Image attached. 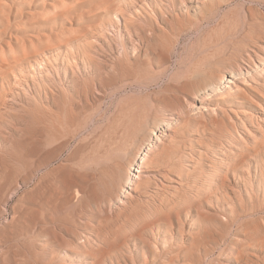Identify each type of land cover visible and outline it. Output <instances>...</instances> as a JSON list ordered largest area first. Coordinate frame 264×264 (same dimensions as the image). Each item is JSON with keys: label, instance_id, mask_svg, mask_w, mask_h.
<instances>
[{"label": "rangeland", "instance_id": "rangeland-1", "mask_svg": "<svg viewBox=\"0 0 264 264\" xmlns=\"http://www.w3.org/2000/svg\"><path fill=\"white\" fill-rule=\"evenodd\" d=\"M182 1L183 0H0V183H3V180L6 178V180H8V177L12 175L10 176L11 178L9 177L11 180H8L10 181L8 184L13 187L11 191L7 190V186L6 189L4 188L5 192H3V189L0 191V264H72L74 261L73 256L70 255V250L72 249L67 246V243L71 241H75V243L80 246L82 245V248H91L92 251H90L88 256H93L94 249L100 246L102 241L106 242L107 246L113 249L111 253L118 257L120 264H124L122 263L124 261H126L125 264H179L182 260L181 257L175 258L173 263H164L166 260L163 259V255H168V253L176 250L178 245H182V243L188 247V251H191V254L189 252L187 255L195 259V261L184 260L183 263L181 262L182 264H236L231 261L232 256L223 253L229 242L236 241L238 238L239 241L243 237L241 241L246 243L247 239H245V237L247 234H252L253 236L256 234L258 236H254L256 240L258 242H264V139H262L264 138V127L261 129L263 130L262 134V131H256L254 125H251L248 121H244L243 124L240 123L236 116L240 111L245 109L251 111V107H255L258 103H264V68L263 72L260 71L262 73L258 72V75L263 76V79H261L256 72L254 73L256 75L253 74V78H246V81L243 80V82L245 81L244 84L239 83L240 87L237 86V89L246 97L242 104H237L238 106L234 102L236 97L228 92L222 96L219 95L220 97H218V94H213L208 98L205 97L204 94H202L204 96L201 95V92L204 90L202 86H197L203 85L212 75H219L221 71H223L224 65H228V63L243 64L246 57L250 56L253 57L251 59H256L258 57L256 54L259 56L262 54L264 56V0H206L201 10L195 13L190 7L194 4L195 0H191L190 2L189 0ZM184 2L186 5L185 7H183ZM137 5L139 6L137 7ZM122 14H126L127 17L130 16L128 17L129 24L135 23L137 21L136 19H140L144 23L147 22L146 24L152 29V34L155 35V37L151 39L149 38L151 34L147 33V36H149L147 39L148 45L143 50L144 52L142 51L143 53L138 59H134L132 56L134 53L132 49L137 47L136 44L131 46V43L126 40V38L134 40H137V38L134 36L133 31L131 32V37H128L129 35L122 26ZM102 43L103 49L101 46ZM108 44L111 48L108 47ZM139 44L141 43L139 42ZM23 51L25 54H23ZM32 51L36 53L34 52V54H32ZM234 51L236 54L233 53ZM29 53L30 55H28ZM125 54L128 55L126 56ZM239 54L242 56L240 57ZM24 55L28 57H24ZM100 55L101 59L109 58L108 60L106 59V62L110 63L109 65L111 68H109V65L108 68H105L104 65L102 66L107 71L111 69L108 71L110 74L114 72L112 66L114 67L116 62V66L120 69L122 66L123 70L122 75L120 73L117 74L119 77L115 76L111 80L106 81L104 87L99 82L101 77L104 78L108 76L104 75L106 72H89V70H86L88 69L87 67L84 68L82 66H79V69L76 70V63L79 65L81 62L86 61L87 58L90 62H93L91 67H94L96 63L95 60H97L98 57L100 59ZM255 56L257 57L255 58ZM56 57L57 59L55 60ZM231 57L235 60L234 63ZM211 58L213 61L210 60ZM17 59L20 61H16ZM101 59L96 65H101ZM230 60L231 62H229ZM111 61L114 63H111ZM62 62H68L70 66L73 67V71L75 70L74 76L77 77H75V81L78 79V82H75L76 85H73L75 93H80L78 95L79 97L81 96V98H85V96L86 98H90V101L86 110L87 114L85 115L86 112H84L83 116H81L79 122L82 124H79L81 128L79 126L76 130L74 129L76 133L74 132L73 137L69 139L70 142H67V144H69L60 152L56 160H53L46 166H42L45 159L44 152L49 150V146L46 145L43 147V145L40 144L41 142H38V140H40V135L36 128L38 127L36 110L38 103L35 100L37 98H56L54 93L62 95L66 93L68 90L66 83L62 81L60 84L54 79L55 70L60 71ZM134 64H136V66H134ZM221 64L222 66L220 67ZM125 68L131 70L129 71ZM196 68L202 71H198ZM101 73L103 74L102 76ZM203 73L207 74L205 75ZM209 74L211 75L206 78ZM199 75L200 77H198ZM195 77L199 82H197L198 80ZM258 78L259 80H257ZM252 79L255 81H252ZM201 80H203L202 84L200 82ZM53 82H56V84H53ZM246 82L248 84H246ZM194 84L196 86H194ZM258 88L261 89V92ZM195 92L197 94L200 93L198 97ZM202 93H204V91ZM66 97L65 95L63 98ZM202 102L207 106V110H205L206 112L202 110V113H200L201 110L199 111L198 108ZM129 103L131 107H136L139 111L143 109L154 117L164 120L173 117L172 120L178 121H174L176 124L174 123L175 126H173V132L171 131V133H173L172 135L175 134V146L179 153V155L176 156V161L183 170L185 169L188 171L187 178L183 175L181 176V183L187 185L188 183H186V181H190L188 184L189 200L185 197L176 200L174 198L175 195L171 193L167 187L159 183V177H157V179L156 177H152L153 175L151 174H153L154 170L158 169V167L149 164L147 168L151 171H148L150 173H146L147 175L149 174V177H152L153 180L148 183L142 191L137 192L138 195L133 197L135 201L131 205L127 203L129 198H124V203L121 201L122 203L119 202L115 205H105L106 207L103 213L93 210L92 214L94 216H89L88 214L91 213L86 211L84 213H87V215H81L80 209H78L80 207V196H77L75 190H69L67 188L68 190H65V197L67 199H65L69 203L66 202L67 205L65 204L63 206L64 208L62 207V211L58 213V215L61 214V217L63 216V218L65 217L67 219H76L75 223H71L70 221V224H67L69 220L65 219L66 221L64 220L62 223L59 221L61 224L57 223V226L59 224L62 225V227L58 226L57 228L53 223H51L52 225L49 224L50 228L49 225L45 227V225L40 222L41 213L37 212V223L41 226L36 224L37 230L33 232L34 230L27 226V220L29 218L27 209L33 208V206L36 207L34 209L39 208L36 205L35 198H33L36 195L35 192L37 188L41 191L39 186L42 185V182L43 185H45L50 180L47 181L46 177L51 174L53 175L55 171L59 172L63 168L65 169L66 165L68 167L71 166L70 168L72 169L76 168L77 170H75L77 172H86L88 168V163L86 162L88 159L85 155L87 149L83 148H88L86 144H91V142L102 135V132L104 133L108 127H110L108 125H111L113 118H115L114 115H118L116 113H120L121 110H125L128 106L130 107ZM262 106L264 107V104H262ZM208 111L209 114H206ZM211 111H213L214 114H212ZM156 113L159 114L157 115ZM199 115L206 117L202 119V117L199 118ZM228 118L230 120H228ZM236 125L240 127L238 126V128ZM34 127L36 130H34ZM245 128H247V130ZM260 133L262 134L261 137ZM253 136H256L255 138L259 136L258 138H261L263 141L257 138V142H253L251 139ZM191 137H195L194 141L190 140ZM245 145L251 148L244 147ZM228 146L230 147L229 149ZM39 147L41 148L39 149ZM197 148L199 149L197 150ZM75 150H77L76 152L80 150L79 153L82 152L81 154H84V159L86 160L78 162L81 164L77 166L76 164H72L70 161L71 154H69V152H74L76 155ZM257 150L261 151L260 153L262 154ZM249 151L250 154H248ZM254 151H257V154ZM248 155H250V158ZM251 156L252 159L254 157L253 160ZM77 157L73 159L77 161ZM260 157L262 160L257 161ZM231 159H234L233 162L236 163L239 160L242 161L238 164L239 166L237 165L238 170L243 169L242 167L244 166H249L252 169L251 175L257 172L253 178L254 180L251 181L252 185L250 184L253 192L249 190L246 193L244 189L240 187L241 190L239 194L241 195H237L239 198L232 194L231 187H229L234 184L232 181L233 169L231 167L228 169L227 164L228 160L232 161ZM66 160H69L71 163ZM225 160L227 161L224 162ZM75 161L73 163H77ZM61 162L63 164H61ZM8 169H10L9 171L12 174L10 173L8 177L2 178V180L1 174L4 171L7 172ZM68 171L69 169H67V172ZM226 171L227 173H225ZM25 176L28 178L22 182L21 179H25ZM225 176L227 180L224 181L222 179ZM215 182H219L220 188L218 190L214 186ZM223 191L227 192L228 195L224 196L220 194ZM245 193L251 194L250 196H246ZM71 194H73V196ZM72 197L74 198L72 199ZM138 198L140 201L142 200V202H140ZM236 198L240 199L238 200L240 202H247L249 204L246 210L241 213V220L239 219L231 228V226H226L228 222L226 220L227 216L224 214V209L229 211L226 206L227 203H238ZM172 200L178 201L179 203L176 202V207H167L166 209L165 204ZM181 201L183 203V208ZM190 204L194 205H191V207ZM252 204L254 207L251 206ZM177 206L180 207L178 208ZM108 207L112 208L109 209ZM196 207L201 209L199 210ZM178 209L182 212H180V219L182 218V222H180L183 223V227L188 229L186 225L191 224V227H196L200 230L201 238H199V242L193 249L190 247L189 243L191 241L189 237L185 234L184 238H181L177 233L175 213ZM71 210L73 211L71 212ZM198 210L199 212L202 211L201 213L203 215L199 213ZM165 212H168L170 215V222L167 220L164 222L173 225L171 230H167L166 227L162 225L163 220H165L163 218ZM38 214H40V216ZM23 215L27 217H23ZM56 215L57 214H54L53 216L55 217ZM85 216H89L90 219L85 220ZM58 217H60V215ZM80 217L82 218L80 219ZM78 219L80 221H78ZM160 219H163L161 220L162 222L160 221L161 223L159 222ZM239 226H241L242 229L243 226L245 228L242 230ZM41 227L43 229H41ZM238 227L242 231L239 232ZM215 229L218 230L219 233L216 234L218 231ZM39 230H43L42 233L41 231L39 232ZM66 230L70 231L68 232ZM162 232L165 233V235H162ZM35 233L47 235V237L50 236V238L48 237L50 242L46 241L44 245L37 244V240L39 241L42 236H38L37 239H35ZM130 233L132 234L130 235ZM212 234L216 238H213ZM220 234H223V240ZM57 235L59 236L58 238H56ZM106 235H108L109 238L108 236L106 237ZM142 236H144L143 240ZM123 237L125 239H123ZM84 238H87L88 241ZM140 238L142 243L139 244L142 246V249L140 251H135L133 243L134 241L138 243ZM227 238L230 241L226 240ZM81 240H84L83 243ZM56 242L62 243L61 249L56 247ZM26 243L28 247L31 248L28 249ZM52 243H54L55 248L52 246ZM213 243L217 244L214 245V249L210 247ZM89 244L91 245L89 246ZM161 253L163 255H161ZM246 256L248 259L254 260L250 254H246ZM259 264L263 263L259 262Z\"/></svg>", "mask_w": 264, "mask_h": 264}, {"label": "bare ground", "instance_id": "bare-ground-1", "mask_svg": "<svg viewBox=\"0 0 264 264\" xmlns=\"http://www.w3.org/2000/svg\"><path fill=\"white\" fill-rule=\"evenodd\" d=\"M185 1V0H183ZM182 1V2H183ZM191 0H189L190 2ZM205 1L206 0H195L194 1V4H192L190 7L192 8V10L195 12L201 10V8L205 5ZM76 3V1H75ZM141 3V2H140ZM188 3V2H187ZM74 4V3H73ZM71 5V4H70ZM69 5V6H70ZM108 5V4H107ZM213 5V4H212ZM106 6V5H105ZM139 5H137L138 7ZM185 2L183 4V7H185ZM209 6V5H208ZM66 7V6H65ZM181 7V8H183ZM210 7V6H209ZM208 7V8H209ZM68 8V6H67ZM66 8V9H67ZM207 8V7H206ZM64 9V10H66ZM127 13V12H126ZM181 15V14H180ZM35 16V15H33ZM130 17V16H128ZM127 17L126 14H122V26L124 28V30L126 31V33L129 35L128 37H131V32L133 31L134 32V36L137 38V40L135 39H128L126 38L127 42H130L131 43V46L134 44H136L137 47H134V53L132 54V56L134 57V59H138L140 55H142V53L144 52L143 50L147 47V42H148V37L147 36L149 34L151 39H153L155 37V35L152 34V29L149 28V25L142 22L140 19H136L137 21L133 24H129V18ZM139 18V17H138ZM133 19V18H132ZM145 20V19H144ZM111 24V23H110ZM119 26V25H118ZM121 28V27H120ZM119 29V28H118ZM157 33V32H156ZM56 34V33H55ZM79 34V33H78ZM133 35V34H132ZM157 36V35H156ZM48 38V37H47ZM121 38V37H120ZM133 38V36H132ZM102 39V38H101ZM123 39V38H122ZM121 39V40H122ZM125 39V38H124ZM160 39V38H158ZM163 39V38H162ZM82 41V40H81ZM95 41V40H94ZM115 41V40H114ZM117 41V40H116ZM123 41V40H122ZM155 41V40H154ZM139 42L141 44H139ZM161 42V41H160ZM164 42V41H162ZM118 43V41H117ZM153 43V42H152ZM165 43V42H164ZM106 44V43H105ZM104 44V45H105ZM116 44V43H115ZM129 44V43H128ZM247 44V43H246ZM98 45V44H97ZM118 45V44H117ZM123 45V44H121ZM231 45V44H230ZM100 46V45H99ZM102 46V49L104 48L103 47V43L101 44ZM100 46V48H101ZM213 46V45H212ZM224 46V45H223ZM67 47V46H66ZM106 47V46H105ZM108 47H110V45L108 44ZM120 47V45H119ZM122 47V46H121ZM150 47V46H149ZM111 48V47H110ZM128 48V47H127ZM233 48V47H231ZM118 49V48H117ZM93 50V48H92ZM120 50V49H119ZM122 50V49H121ZM230 50V49H229ZM233 50V49H232ZM239 50V49H238ZM105 51V50H104ZM118 51V50H117ZM125 51V50H123ZM128 51V50H127ZM143 51V52H142ZM146 51V50H145ZM240 51V50H239ZM33 52V51H32ZM35 52V51H34ZM34 52L32 54H34ZM38 52V51H37ZM122 52V51H121ZM133 52V51H132ZM231 52V51H229ZM36 53V52H35ZM40 53V52H39ZM107 53V52H106ZM126 53V52H125ZM146 53V52H145ZM163 53V52H162ZM235 53V51L233 52ZM237 53H240V52H237ZM16 54V53H15ZM14 54V55H15ZM23 54L24 51H23ZM22 54V55H23ZM102 54V53H100ZM121 54V53H120ZM220 54V53H219ZM231 54V53H230ZM236 54V53H235ZM243 54V52H242ZM30 55V53L28 54ZM57 55V54H56ZM123 55H124V52H123ZM126 56L128 54H125ZM146 55V54H144ZM148 55V53H147ZM233 55V54H232ZM240 55V54H239ZM244 55V54H243ZM257 56H255L256 59H251L253 57H250L249 55H246V56H249V57H246L245 58V62L243 61V64H237V63H234L235 60L232 59L231 57V60H233V63L234 64H229L228 65H224V69L223 71H221V73L217 76H213L209 79L206 80V82H204L203 85H197V86H202V88L204 89V93H202L201 91V95L204 94L205 97H210L211 95H217L218 94V97H220L219 95H223L225 94L226 92L230 93L231 95L235 96L236 99H235V103L236 105L237 104H242L244 102V98L246 97L244 94H241L239 92V90L237 89L239 86V83L240 84H244V82L246 81L245 79L246 78H253L254 73L257 72V75H258V72L262 71L263 72V68H264V56L261 54L260 56L258 54H256ZM27 55H24V57H26ZM95 56V55H94ZM105 56V55H104ZM116 56V55H115ZM214 56V54H213ZM234 56V55H233ZM242 55H240L241 57ZM245 56V55H244ZM14 57V56H13ZM17 57V56H16ZM23 57V58H24ZM28 57V56H27ZM40 57V56H39ZM66 57V56H65ZM73 57V56H71ZM75 57V56H74ZM108 57V56H107ZM125 57V56H124ZM129 57V56H128ZM144 57V56H143ZM221 57V56H220ZM225 57V55H224ZM238 57V56H237ZM22 58V57H21ZM113 58V57H112ZM120 58V57H119ZM219 58V57H217ZM227 58V57H226ZM243 58V57H242ZM16 59V58H15ZM20 59V57H19ZM19 59H17L16 61H20ZM57 59V57L55 58V60ZM97 59V58H96ZM100 59H101V55H100ZM99 57L97 60H95L96 63H99L100 60ZM107 60L109 58H106ZM106 59H101V65H96V63L94 64V67H91V64L93 62H90V60H87L86 61H83L81 62L79 65H77L76 63V70L79 69V66H82L84 68H88L86 70H89V72H106L104 75H108L107 77H101V80H100V84L104 87L105 85V82L108 81V80H111L112 78H114L115 76H117L118 73H120L121 75L123 74V70H122V66H121V69L119 67L116 66V63L114 65V67L112 66V70L114 72H112V74H110V72H108L107 70H105L103 68L102 65L105 66V68H108L110 65L109 62H106ZM116 59V57H115ZM123 59V58H122ZM126 59H129V58H126ZM208 59V58H206ZM238 59V58H236ZM6 60V59H5ZM10 60V59H9ZM92 60V59H91ZM121 60V59H120ZM141 60V59H140ZM139 60V61H140ZM212 60V58L210 59ZM231 60L229 62H231ZM240 60V59H239ZM242 60V59H241ZM13 61V60H12ZM15 61V62H16ZM36 61V60H35ZM110 61V60H109ZM135 61V60H134ZM213 61V60H212ZM222 61V60H221ZM228 61V60H227ZM7 62V60H6ZM145 62V61H144ZM25 63V62H24ZM111 63H114L111 61ZM130 63V62H129ZM210 63V62H209ZM223 63V62H222ZM226 63V62H225ZM242 63V62H241ZM107 64V65H106ZM127 64V63H126ZM138 64V63H137ZM148 64V63H147ZM219 64V63H218ZM224 64V63H223ZM109 65V66H108ZM113 65V64H111ZM132 65V64H131ZM204 65V64H202ZM124 66V65H123ZM133 66V65H132ZM131 66V67H132ZM134 66H136V64H134ZM211 66V65H210ZM222 66V64L220 65V67ZM125 67V66H124ZM129 67V66H128ZM194 67V66H193ZM203 67V66H202ZM201 67V68H202ZM214 67V66H213ZM219 67V66H218ZM217 67V68H218ZM111 68V66L109 67ZM146 68V67H145ZM157 68V67H156ZM200 68V67H199ZM199 68H196V70ZM216 68V66H215ZM126 69V68H125ZM128 69V68H127ZM126 69V70H127ZM194 69V68H193ZM102 70V71H101ZM125 70V71H126ZM129 70V69H128ZM131 70V69H130ZM129 70V71H130ZM136 70V69H135ZM195 70V69H194ZM214 70V69H213ZM62 73H61V72ZM60 71H56L55 70V76H54V79L56 82L60 83L62 81H64V83H66V86H67V91L66 93H64V95L62 94H59V93H54V96L56 95V98H37L35 101L38 103V107L36 108L37 110V123H38V127L37 130H38V133L40 135V140H38V142L40 141L41 145L46 146L48 145L49 146V150L44 152L45 154V159L42 163V166H46L47 164H49L50 162H52L53 160H56V158L59 156L60 152L63 151V149H65V147L69 144H67V142H70L69 139L73 137V134L74 132L76 133V128H78L81 124L79 123L80 122V119H81V116H83V113L86 112L88 106H89V101H90V98H81V96L79 97L78 93L77 94L75 93L74 91V87L73 85L75 84V82L78 80L75 81V79L77 78L76 76H74V71H73V67L70 66V64L68 62L66 63H63L62 62V67L60 69ZM193 71V70H192ZM202 71V70H201ZM127 72V71H126ZM205 72V71H204ZM215 72V71H214ZM260 72V73H262ZM48 73V72H47ZM79 73V72H78ZM101 73V76L103 75ZM129 73V72H128ZM196 73V72H195ZM193 73V74H195ZM216 73V72H215ZM21 74V73H20ZM116 74V75H115ZM119 74V75H120ZM143 74V73H142ZM198 74V73H197ZM200 74V73H199ZM205 74V73H203ZM207 74V73H206ZM205 74V75H206ZM254 74V75H253ZM14 75V73H13ZM76 75V74H75ZM93 75V74H91ZM90 75V77H91ZM125 75V74H124ZM133 75V74H132ZM131 75V76H132ZM211 74L207 75L206 78H208V76H210ZM263 75V74H262ZM15 76V75H14ZM88 76V75H87ZM100 76V75H99ZM191 76V75H189ZM259 76V75H258ZM257 76V77H258ZM76 77V78H75ZM119 77V76H117ZM194 77V76H193ZM197 77V76H196ZM195 77V78H196ZM200 77V75L198 76ZM203 77V75H202ZM261 77V79H263L262 77L263 76H259ZM53 78V77H52ZM87 78V77H86ZM194 78V79H195ZM84 79V78H83ZM92 79V78H91ZM128 79V78H127ZM132 79V78H131ZM197 79V78H196ZM16 80V79H15ZM34 80V79H33ZM99 80V79H98ZM198 80V79H197ZM243 80H245L243 82ZM249 80V79H248ZM254 79H252L253 81ZM259 80V78L257 79ZM37 81V80H36ZM113 81V80H112ZM137 81V80H136ZM187 81V80H186ZM203 80H201V84L203 83L202 82ZM255 81V80H254ZM261 81V80H260ZM56 82H53V84ZM78 82V81H77ZM111 82V81H109ZM199 82V80L197 81ZM258 82V81H257ZM263 82V81H262ZM115 83V81H114ZM35 84V83H34ZM38 84V82H37ZM59 84V85H60ZM95 84V83H94ZM197 84H200V83H197ZM246 84H248L246 82ZM258 84V83H257ZM76 85V84H75ZM27 86V85H26ZM194 86H196L194 84ZM245 86V85H244ZM187 87V86H186ZM240 87V86H239ZM252 87V86H250ZM96 88V87H95ZM194 88V87H193ZM197 88V87H196ZM200 88V87H199ZM247 88V87H245ZM103 89V88H102ZM76 90V89H75ZM97 90V89H96ZM248 90V89H246ZM258 90L261 92V89L258 88ZM81 92V91H79ZM193 92V91H192ZM63 93V92H62ZM196 93V92H195ZM259 93V92H258ZM197 94V93H196ZM200 94V93H199ZM197 94V97L198 95ZM239 94V95H238ZM241 94V95H240ZM67 96L66 98H63L64 96ZM200 95V97H201ZM202 95V96H204ZM1 96V95H0ZM148 96V95H147ZM195 96V95H194ZM262 96V95H261ZM53 97V96H52ZM216 97V96H214ZM248 97V96H247ZM217 98V97H216ZM249 98V97H248ZM7 99V98H6ZM95 99V98H94ZM155 99V98H154ZM153 99V100H154ZM160 99V98H159ZM164 99V98H163ZM167 99V98H166ZM207 99V98H206ZM251 99V98H250ZM10 100V99H9ZM12 100V99H11ZM38 100V101H37ZM92 100V99H91ZM132 100V99H131ZM130 100V101H131ZM152 100V101H153ZM158 100V99H157ZM197 100V98H196ZM129 101V100H128ZM138 101V100H137ZM164 101V100H163ZM246 101V100H245ZM248 101V100H247ZM252 101V100H251ZM250 101V102H251ZM94 102V101H93ZM100 102V101H99ZM159 102V101H158ZM157 102V103H158ZM165 102V101H164ZM205 102V101H204ZM249 102V101H248ZM29 103V102H28ZM36 103V104H37ZM136 103V102H134ZM139 103V101H138ZM194 103V102H193ZM254 103V102H252ZM250 103V104H252ZM95 104V103H94ZM262 104H264L262 102ZM262 104L258 103L255 107H251V111H247L246 109L243 110V111H240L236 114V116L238 117L237 120L243 124L244 121H248L251 125H254V128L256 131L259 132L262 131L261 133L263 134V130L262 127H264V107L262 106ZM130 105V103H129ZM133 105V104H132ZM145 105V104H144ZM153 105V104H152ZM158 105V104H157ZM156 105V106H157ZM168 105V103H167ZM120 106V105H119ZM138 106V105H137ZM164 106V105H163ZM172 106V105H171ZM170 106V107H171ZM218 106V105H217ZM238 106V105H237ZM148 107V106H147ZM169 107V106H168ZM223 107V106H222ZM120 108V107H119ZM142 108V107H141ZM161 108V107H160ZM159 108V109H160ZM165 108V107H164ZM213 109V108H212ZM220 109V108H219ZM198 110L202 113V110L203 112L205 110H207V106H205V104L202 102L201 105L199 106ZM240 110V109H239ZM119 111V110H118ZM149 111V110H148ZM159 111V110H158ZM162 111V110H161ZM160 111V112H161ZM198 111V113H199ZM223 111V110H221ZM220 111V112H221ZM154 112V111H153ZM156 112V111H155ZM173 112V111H172ZM197 112V111H196ZM206 112V111H205ZM212 114L213 111H211ZM92 113V112H91ZM226 113V112H225ZM87 114V112L85 113V115ZM118 115H114L115 118H113V121L111 122V125H108L110 127H108V129H104L106 130L104 133L102 132V135H100L96 140H91L93 142H91V144H86L88 145V148H83V149H87L85 155H86V158L88 159V161H86L84 159V154H81L79 152H76L77 150H75L76 152V155L74 153H70L71 154V158H70V161L72 162V164H76L79 165L81 163H78V162H83V161H86L88 163V168H87V171L82 173V171L80 172H77L74 168V170L72 168H70L71 166H67L65 167V169L63 168H60L62 170H58L59 172L57 173H53V172H49V173H53V175L51 174L50 176L48 175L46 177V180L49 181H45L47 182V184L43 185V182H42V185L39 186L40 190L37 188V191L35 192V196L33 198H35V201H36V205L39 207L37 209H34L36 207L33 206V208H28L27 209V213L29 214V218L27 220V226L29 228H31L32 230H34L33 232H35L37 229H36V224L37 223V215L36 213L39 212L41 213V221L45 227L46 225H49L51 223H53L54 225H56V227L58 228V226H61L62 225H59L57 226V223H60L59 221H64L65 219L67 218H63V216L61 217V214L60 217H58V213H61L62 211V207L67 203L66 201V197H65V190H75L76 193H77V196L79 195L80 196V207L78 209H80V213L81 215L84 214V215H87V213H84L85 211L86 212H89L91 214H88L89 216L93 215L92 214V211L93 210H96L98 211L99 213H103V210L104 208L106 207L105 205L107 206H110V205H115L116 203H122L121 201H123L124 198H129L127 203L129 205H131L132 203H134V199L133 197H135V195H138L137 192H140L142 191L146 185L148 183H150L153 179L152 177H159L158 179L160 180L159 183H161L163 186L167 187L168 190L173 193L175 195V199L176 200H180L182 197H185V198H188L189 200V188H188V184H189V180L186 181V183H188L187 185L184 184V183H181L182 182V179H181V176H187L188 175V171L187 170H183V168L180 167V165L177 163L176 161V156L179 155L178 151H177V148L175 146V134L172 135L173 133H171L172 131V128L174 125L175 122H178V121H175V120H172V118H167L168 120H164V119H161V118H158V117H154L153 115H151L150 113L144 111L142 109H140V111L136 108V107H130L128 106L125 110H121L120 113H116ZM157 114V113H156ZM159 114V113H158ZM157 114V115H158ZM171 114V113H170ZM206 114H209V111L208 113ZM218 114V113H217ZM204 115V113H203ZM202 115V116H203ZM227 115V114H226ZM36 116V115H35ZM92 116V115H91ZM173 116V115H172ZM201 115H199V118L202 117ZM86 117V116H85ZM179 117V116H178ZM206 116L202 117L205 118ZM209 117V116H208ZM216 117V116H215ZM228 117V116H227ZM177 118V117H176ZM217 118V117H216ZM215 118V119H216ZM230 118V117H229ZM228 118V120H230ZM226 119V118H225ZM85 120V118H84ZM198 120V119H197ZM200 120V119H199ZM32 121V120H31ZM36 121V120H35ZM175 121V122H174ZM204 121V120H203ZM215 121V120H214ZM236 121V120H235ZM232 122V121H230ZM34 123V122H33ZM221 123V122H220ZM235 123V122H234ZM233 123V124H234ZM247 123V122H246ZM85 124V122H84ZM176 124V123H175ZM181 124V123H180ZM248 124V123H247ZM37 125V124H35ZM82 125V124H81ZM249 125V124H248ZM235 126V125H233ZM237 126V125H236ZM239 126V125H238ZM237 126V127H238ZM243 126V125H242ZM250 126V125H249ZM240 127V126H239ZM238 127V128H239ZM246 127V126H245ZM35 128V127H34ZM36 128L34 130H36ZM81 128V126H80ZM79 128V129H80ZM83 128V127H82ZM106 128V127H105ZM252 128V127H251ZM250 128V129H251ZM75 129V130H74ZM102 129V128H101ZM243 129V127H242ZM247 130V128H245ZM264 129V128H263ZM236 130V129H235ZM233 130V131H235ZM254 130V131H255ZM173 132V131H172ZM2 133V132H1ZM193 133V132H192ZM260 133V137H261V134ZM36 134V133H35ZM97 134V133H96ZM252 134V133H251ZM255 134V133H254ZM258 134V133H257ZM2 135V134H1ZM5 135V134H4ZM93 135V134H91ZM198 135V134H197ZM243 135V134H242ZM256 135V134H255ZM38 136V135H37ZM75 136V135H74ZM95 136V135H94ZM191 136V135H190ZM182 137V136H181ZM203 137V136H202ZM232 137V136H231ZM243 137V136H242ZM256 136H253L252 141L253 142H257V138L259 136H257V138H255ZM263 137H264V134H263ZM37 138V137H36ZM183 138H186V137H183ZM195 138V137H194ZM194 138L191 137V141H194ZM235 138V137H234ZM244 138V137H243ZM242 138V139H243ZM86 139V138H85ZM231 139V138H230ZM229 139V140H230ZM246 139V138H245ZM258 139H261V138H258ZM264 139V138H262ZM261 139V140H262ZM72 140V139H71ZM228 140V142H229ZM238 140V139H237ZM240 140H241V137H240ZM249 140V139H247ZM260 140V141H261ZM85 141V140H84ZM189 141V140H188ZM244 141V140H242ZM263 141V140H262ZM37 142V143H38ZM81 142V141H80ZM79 142V143H80ZM87 142V141H86ZM85 142V143H86ZM237 142V141H236ZM235 142V143H236ZM239 142V141H238ZM249 142V141H248ZM247 142V143H248ZM188 143V142H187ZM231 143V142H230ZM234 143V142H233ZM260 143V142H259ZM84 144V143H83ZM196 144V143H195ZM228 144V143H227ZM253 144V143H252ZM255 144V143H254ZM261 144V143H260ZM259 145V144H258ZM78 146V145H77ZM81 146V145H80ZM190 146V145H189ZM262 146V145H261ZM35 147V146H34ZM244 147H248V145H245ZM254 147V146H253ZM37 148V147H36ZM41 147H39L40 149ZM48 148V147H47ZM201 148V147H200ZM230 147L228 146V149ZM237 148H240V147H237ZM248 148H251V147H248ZM255 148V147H254ZM76 149V148H75ZM194 149V148H193ZM196 149V148H195ZM199 148H197L198 150ZM260 149V148H258ZM44 150V149H43ZM73 150V149H72ZM242 150V148H241ZM244 150V149H243ZM253 150V149H252ZM261 150V149H260ZM41 151V150H40ZM71 151V150H70ZM83 151V150H82ZM210 151V150H209ZM223 151V150H222ZM232 151V150H230ZM247 151V150H246ZM251 151V150H250ZM250 151L248 154H250ZM259 151V150H257ZM257 151H254L256 154H257ZM203 152V151H202ZM202 152H199V153H202ZM217 152V151H216ZM224 152V151H223ZM245 152V151H244ZM261 151H259L260 153ZM262 152H263V149H262ZM24 153V152H23ZM26 153V152H25ZM41 153V152H40ZM79 153V154H78ZM181 153V152H180ZM185 153V152H184ZM198 153V152H197ZM228 153V152H227ZM231 153V152H230ZM239 153V152H238ZM246 153V152H245ZM43 154V153H42ZM81 154V155H80ZM218 154V152H217ZM223 154V153H222ZM233 154H234V151H233ZM255 154V155H256ZM262 154V153H260ZM196 155V154H194ZM198 155V154H197ZM225 155V154H224ZM237 155V154H236ZM247 155V153H246ZM254 155V154H253ZM264 155V154H263ZM78 156V157H77ZM186 156V155H185ZM191 156V155H190ZM240 156V155H239ZM249 158H250V155H248ZM70 157V155H69ZM68 157V159H69ZM76 158L77 161H75V159L73 158ZM187 157V156H186ZM185 157V158H186ZM192 157V156H191ZM218 157V156H216ZM245 157V156H244ZM258 157V156H257ZM39 158V157H38ZM220 158V157H218ZM223 158V156H222ZM226 158V157H225ZM230 158V157H229ZM41 159V158H40ZM63 159V158H61ZM73 159V161H72ZM198 159V158H197ZM200 159V158H199ZM228 159V158H227ZM251 159H252V156H251ZM254 159V157H253ZM252 159V160H253ZM257 159V158H256ZM217 160V159H216ZM232 160V159H231ZM234 160V159H233ZM230 161V160H225L224 162L227 161V164H228V169H230V167L233 169V172H232V175H233V178H232V181L234 184H232L231 186V192L232 194L235 196V197H238L240 193V187H242V189H244V191L247 193L249 190L253 192V189L251 187V181H253L254 177H255V174L257 172H254V175H251V172H252V169L249 167V166H244L242 167L243 169H240L238 170L237 169V165L240 164L242 161H238L237 163L236 162H233ZM244 160V159H243ZM258 160H262L261 157ZM61 161V160H60ZM67 161V160H66ZM69 161V160H68ZM67 161V162H68ZM69 161V163H71ZM77 162V163H73V162ZM213 161V160H212ZM221 161V160H220ZM256 161V162H257ZM39 162V161H38ZM183 162V161H182ZM187 162V161H186ZM24 163V162H23ZM192 163V162H191ZM190 163V164H191ZM219 163V162H218ZM263 163V161H262ZM54 164V163H53ZM61 164H63L61 162ZM67 164V163H66ZM85 164V163H84ZM149 164H153L155 165L156 167H158V169H155L154 170V173L151 174L153 175L152 177H149V174L147 175L146 172L148 171H151L147 168V166ZM223 164V163H222ZM86 165V164H85ZM208 165V164H207ZM242 165V164H241ZM260 165V164H259ZM63 166V165H62ZM185 166V165H184ZM190 166V165H189ZM219 166V165H218ZM223 166V165H222ZM239 166V165H238ZM58 167V166H56ZM60 167V165H59ZM68 167V168H67ZM85 167V166H84ZM227 167V166H226ZM262 167V166H261ZM13 168V167H12ZM32 168V167H31ZM30 168V169H31ZM86 168V167H85ZM188 168V166H187ZM209 168V167H208ZM241 168V167H239ZM23 169V168H22ZM52 169V168H50ZM59 169V168H57ZM56 169V170H57ZM67 169H69V171L67 172ZM207 169V168H206ZM212 169V168H211ZM10 169H8L9 171ZM49 170V169H48ZM79 170V169H78ZM81 170V169H80ZM225 170V169H224ZM4 171V170H3ZM7 171V170H6ZM3 172L1 174V179L5 178V177H8L10 175V171L9 172ZM29 171V170H28ZM52 171H54L52 169ZM222 171V170H221ZM232 171V170H231ZM259 171V170H258ZM48 172V171H46ZM220 172V171H219ZM261 172V171H260ZM264 172V171H263ZM23 173H26V172H23ZM150 173V172H148ZM227 173V171L225 172ZM12 174V173H11ZM263 174V173H262ZM16 175V174H15ZM32 175V174H31ZM34 175V174H33ZM150 175V176H151ZM218 175V174H217ZM12 176V175H10ZM9 176V177H10ZM20 176V175H19ZM23 176V175H22ZM43 176V175H42ZM46 176V175H45ZM215 176V175H214ZM8 177V180H11L10 178ZM33 177V176H31ZM49 177V178H48ZM28 177L25 176V179H21L22 182L23 180H27ZM187 178V177H186ZM225 177H223L222 180H227L225 179ZM2 179V180H3ZM7 179V178H6ZM5 179V180H6ZM15 179V178H14ZM263 179V178H262ZM3 180V183H0V191L3 189V192H5V189H6V186H7V190L8 191H11L13 189V187L8 184L10 181L8 180ZM158 180V181H159ZM191 180V179H190ZM5 181V182H4ZM20 181V180H19ZM18 181V182H19ZM1 182V181H0ZM44 182V183H45ZM156 182V181H154ZM212 182V181H211ZM39 183V182H38ZM223 183V182H222ZM228 183V181H227ZM157 184V183H156ZM225 184V183H223ZM230 184V183H229ZM251 184V185H250ZM263 184H264V181H263ZM15 185V184H14ZM25 185V184H24ZM36 185V184H35ZM38 185V184H37ZM152 185V184H151ZM201 185V184H200ZM20 186V185H19ZM215 188L218 190L220 188L219 186V182H215ZM223 186V185H222ZM35 187V186H34ZM150 187V186H149ZM159 187V186H158ZM224 187V186H223ZM5 188V189H4ZM43 188V189H42ZM68 188V189H67ZM151 189V188H149ZM214 189V188H213ZM194 190V189H193ZM263 190V189H262ZM39 191V192H38ZM151 191V190H150ZM160 191V190H159ZM162 191V190H161ZM165 191V190H164ZM167 191V190H166ZM38 192V193H37ZM67 192V191H66ZM73 192V191H72ZM230 192V193H231ZM2 193V192H1ZM13 193V192H12ZM135 193V194H133ZM155 193V192H154ZM245 193V194H246ZM29 194V193H28ZM148 194V193H147ZM152 194V193H151ZM220 194H223L224 196H227V192L223 191L222 193ZM251 193L249 194H246V196H250ZM255 194V193H254ZM8 195V194H7ZM73 196V194H71ZM76 195V194H75ZM74 195V196H75ZM141 195V194H140ZM145 195V194H144ZM143 195V196H144ZM150 195V193H149ZM162 195V194H161ZM169 195V194H168ZM238 195V196H237ZM256 195V194H255ZM68 196V195H67ZM230 197V196H228ZM30 198V197H29ZM32 198V197H31ZM66 198V199H65ZM74 197H72L73 199ZM78 198V197H77ZM140 198V197H139ZM138 198V199H139ZM147 198V197H146ZM231 198V197H230ZM239 198V197H238ZM237 199V202L238 203H227V207L229 209V211H226V209H224V214L227 216V224L226 226L229 227L231 226L232 228V225H234L235 223H237V221H239L240 217H241V213H243L248 204L247 202H240L238 200L240 199ZM241 198V197H240ZM257 198V197H256ZM255 198V199H256ZM2 199V198H1ZM5 199V198H4ZM141 199V198H140ZM139 199V201H140ZM145 199V198H144ZM143 199V200H144ZM150 199V198H149ZM152 199V198H151ZM193 199V198H192ZM203 199V198H202ZM251 199V198H250ZM34 200V199H33ZM76 200V199H75ZM74 200V201H75ZM137 200V199H136ZM197 200V198H196ZM210 200V199H209ZM243 200V199H242ZM138 201V200H137ZM195 201V200H194ZM228 201V200H226ZM67 202V203H66ZM126 202V201H125ZM142 202V200L140 201ZM150 202V201H149ZM147 202V203H149ZM155 202V201H154ZM158 202V200H157ZM176 202L178 201H175V200H172L170 202H168L167 204H165V208L167 209L168 208H172V207H176ZM196 202V201H195ZM194 202V203H195ZM229 202H230V199H229ZM234 202V201H233ZM236 202V201H235ZM124 203V201H123ZM179 203V202H178ZM160 204V203H159ZM181 204H182V208H183V203L181 201ZM188 204V203H187ZM209 204V203H208ZM150 205V204H149ZM156 205V203H155ZM162 205V204H161ZM192 204H190L191 206ZM194 205V204H193ZM192 205V206H193ZM199 205V204H198ZM206 205V204H205ZM21 206V205H20ZM127 206V205H126ZM147 206V205H146ZM152 206V205H151ZM150 206V208H151ZM159 206V205H158ZM191 206V207H192ZM197 206V205H195ZM212 206V205H211ZM231 206V207H229ZM252 207H254V205L252 204L251 205ZM257 206V205H256ZM27 207V206H26ZM31 207V206H30ZM130 207V206H129ZM178 208L180 206H177ZM185 207H186V203H185ZM188 207V205H187ZM14 208V207H13ZM23 208V207H22ZM64 208V207H63ZM109 209H111L110 207H108ZM149 208V206H148ZM157 208V207H156ZM198 208V207H196ZM195 208V209H196ZM17 209V208H16ZM21 209V208H20ZM19 209V210H20ZM30 209V210H29ZM107 209V208H106ZM125 209V208H124ZM163 209V208H161ZM175 209V208H174ZM186 209V208H185ZM199 210L201 208H198ZM222 209V210H223ZM69 210V209H68ZM75 210V209H74ZM143 210V209H142ZM154 210V209H153ZM172 210V209H170ZM184 210V209H183ZM188 210V209H187ZM198 210V212H199ZM254 210V209H253ZM73 210H71L72 212ZM95 211V212H96ZM108 211V210H107ZM144 211V210H143ZM146 211V210H145ZM177 212L175 213V216H176V222H177V233L179 234V236L181 238H184V235L186 234L189 239H190V247L193 249L196 247L197 243L199 242V238L200 237V230H198L196 227H191V224H188L186 226H188V229H186L185 227H183V223H181V211L180 209L176 210ZM16 212V211H15ZM67 212V210H66ZM111 212V211H110ZM113 212V211H112ZM162 212V211H161ZM181 212V213H180ZM190 212V211H189ZM188 212V213H189ZM202 212V211H201ZM199 212V213H201ZM226 212V213H225ZM23 213V212H22ZM25 213V214H27ZM109 213V212H108ZM159 213V212H158ZM171 213V212H170ZM204 213V212H203ZM250 213V212H249ZM253 213V212H252ZM54 214H57L55 217L53 216ZM63 214V213H62ZM95 214V213H94ZM106 214V213H105ZM155 214V213H153ZM161 214V213H160ZM193 214V213H192ZM202 214V213H201ZM223 214V213H222ZM40 216V214H38ZM66 215V214H65ZM69 215V214H68ZM78 215V214H77ZM112 215V214H111ZM157 215V214H156ZM173 215V214H172ZM203 215V214H202ZM15 216V215H14ZM26 216V215H23V217ZM79 216V215H78ZM89 216H85V220H89ZM94 216V215H93ZM151 216V215H150ZM174 216V217H175ZM188 216V214H187ZM225 216V217H226ZM27 217V216H26ZM70 217V216H69ZM68 217V218H69ZM147 217V216H146ZM154 217V216H153ZM204 217V216H202ZM262 217V216H261ZM39 218V217H38ZM62 218V219H61ZM76 218V217H75ZM82 217H80L81 219ZM149 218V217H148ZM152 218V217H151ZM165 220L163 219H160L159 222L161 220H163V224L167 230H171L173 228V225L171 223H165L166 220L169 221L170 220V215L168 214V212H165V216L163 217ZM61 219V220H60ZM69 221H67V224L69 223L70 224V221L71 223H75V220L76 219H67ZM146 220V219H145ZM151 220V219H150ZM192 220V219H190ZM241 220V219H240ZM244 220V219H243ZM24 221V220H23ZM66 221V220H65ZM78 221H80L78 219ZM137 221V220H136ZM148 221V220H146ZM165 221V222H164ZM181 221V222H180ZM39 222V223H40ZM77 222V221H76ZM85 222V221H84ZM98 222V221H97ZM143 222V221H141ZM162 222V221H161ZM160 222V223H161ZM170 222V221H169ZM189 222V221H187ZM200 222V221H199ZM255 222V221H254ZM60 223V224H61ZM64 223V222H63ZM89 223V222H88ZM99 223V222H98ZM97 223V224H98ZM208 223V222H207ZM91 224V223H89ZM159 224V223H158ZM201 224V223H200ZM243 224V223H242ZM39 226H41L40 224H38ZM37 225V227H38ZM52 225V224H51ZM93 225V223H92ZM112 225V224H111ZM176 225V224H175ZM256 225V224H255ZM258 225V224H257ZM64 226V225H63ZM67 226V225H66ZM74 226V225H73ZM113 226V225H112ZM201 226V225H200ZM225 226V225H224ZM53 227V226H52ZM70 227V226H69ZM93 227V226H92ZM163 227V226H162ZM234 227V226H233ZM241 229L242 227L239 226ZM238 227V229H239ZM263 227V226H262ZM39 228V227H38ZM49 228H50V225H49ZM66 228V227H65ZM141 228V227H140ZM245 227L243 226V229ZM41 229H43L41 227ZM68 229V228H67ZM70 229V228H69ZM106 229V228H105ZM144 229V228H143ZM195 229V230H194ZM237 229V230H238ZM241 229H239V232L242 231ZM50 230V229H48ZM54 230V229H52ZM97 230V229H96ZM128 230V229H127ZM126 230V231H127ZM216 230V229H215ZM228 230V229H227ZM23 231V230H22ZM41 230H39L40 232ZM43 231V230H42ZM41 231V233H42ZM63 231V230H62ZM68 231V230H66ZM65 231V232H66ZM70 231V230H69ZM68 231V232H69ZM100 231V230H99ZM105 231V230H104ZM141 231V230H140ZM139 231V233H140ZM206 231V230H205ZM218 231V230H216ZM225 231V230H224ZM25 232V231H24ZM52 232V231H50ZM55 232V231H54ZM94 232V231H93ZM109 232V231H108ZM146 232V231H145ZM32 233V232H31ZM67 233V232H66ZM113 233V232H112ZM137 233V232H136ZM213 233V232H212ZM219 233L216 232V234ZM221 233V232H220ZM223 233V232H222ZM51 234V233H50ZM53 234V233H52ZM57 234V233H56ZM72 234V233H71ZM105 234V233H104ZM115 234V233H114ZM121 234V233H120ZM132 233H130L131 235ZM135 234V233H134ZM162 235H165V233H161ZM167 234V232H166ZM209 234V232H208ZM255 234V233H254ZM259 234V233H257ZM21 235V234H20ZM24 235V234H23ZM36 235V238L38 236H42V238L38 241L37 240V244L39 245H44V243L46 241H49V238L50 236L47 237V235H40L39 233H35L34 234V237ZM110 235V234H109ZM126 235V234H125ZM128 235V234H127ZM140 235V234H139ZM138 235V236H139ZM160 235V234H159ZM213 235V234H212ZM221 235V239L223 240V234H220ZM227 235V234H226ZM256 235V234H255ZM254 235V236H255ZM27 236V235H26ZM72 236V235H71ZM76 236V235H75ZM108 235H106L107 237ZM161 236V235H160ZM167 236V235H166ZM186 236V237H187ZM217 236V235H216ZM252 234H247V236L245 237V239H247L246 243L243 241H241V238L239 241L238 239H236V241H232V242H229L227 245V247L224 249V252L223 253H227V255L229 254V256H232L231 258V261L236 263V264H259V262L263 263L264 264V242H258L256 240V238L254 237ZM32 237V235H31ZM53 237V236H52ZM59 236L57 235L56 238H58ZM85 237V236H84ZM127 237V236H126ZM141 237V236H139ZM256 237H258L256 235ZM30 238V237H29ZM67 238V237H66ZM78 238V237H77ZM90 238V237H88ZM109 238V236H108ZM213 238H216L214 237L213 235ZM218 238V237H217ZM23 239V238H22ZM26 239V238H25ZM48 239V240H47ZM52 239V238H51ZM83 239V238H82ZM85 239V238H84ZM105 239V238H104ZM122 239V238H121ZM123 239H125L123 237ZM138 239V238H137ZM144 239V236H142V240ZM212 239V238H211ZM28 240V239H27ZM55 240V239H54ZM77 240V239H76ZM85 240L88 241V239L86 238ZM92 240V239H91ZM142 240L141 238L139 239V242L137 243L136 241H134L133 243V248L135 251H140L142 249V246L139 244V243H142ZM166 240V239H165ZM218 240V239H217ZM226 240H229L228 238ZM243 240V239H242ZM26 241V240H25ZM30 241V240H29ZM32 241V240H31ZM35 241V240H34ZM56 241V240H55ZM78 241V240H77ZM82 241V240H81ZM84 241V240H83ZM82 241V243H83ZM102 241V240H101ZM100 241V242H101ZM122 241V240H121ZM188 241V240H187ZM202 241V239H201ZM216 241V240H215ZM220 241V240H219ZM218 241V242H219ZM230 241V240H229ZM50 242V241H49ZM60 242V240H59ZM96 242V241H95ZM119 242V241H118ZM129 242V241H128ZM222 242V241H221ZM32 243V242H31ZM34 243V242H33ZM63 243V241H62ZM62 243H57L56 242V247H59V249H61L62 247ZM81 243V244H82ZM90 243V242H89ZM207 243V242H206ZM209 243V242H208ZM227 243V242H226ZM225 243V244H226ZM65 244V242H64ZM92 244V243H91ZM89 244V246L91 245ZM110 244V243H109ZM112 244V243H111ZM120 244V243H119ZM127 244V243H126ZM144 244H145V241H144ZM27 245V243H26ZM32 245V244H31ZM49 245V244H48ZM86 245V244H84ZM113 245V244H112ZM118 245V243H117ZM124 245V244H123ZM180 245V244H179ZM178 245V248L174 251H172L171 253H168V255H163L161 253V255L164 256V260H166L164 263H173L174 259L175 258H179L181 257V261L179 264H182L184 262V260H188V261H195V259L193 257H191L190 255H187L189 252L191 254V251H188V247H186L183 243L182 245L179 246ZM210 245V244H208ZM214 245H217L215 243H213V245H211L210 247L212 249H214ZM52 246H54V243H52ZM51 246V247H52ZM67 246L70 247V252L73 256V263L72 264H120V260L118 259L117 256H115V254L111 253L113 251V249L109 248L106 244V242H101V245L98 246L96 249H94V253L92 254L93 256H88V254L90 253V251H92L91 248H88L85 247L82 248V245H78L77 243H75V241H71L70 243H67ZM72 246V247H71ZM94 246V245H93ZM96 246V245H95ZM127 246V245H126ZM28 247V245H27ZM34 247V246H33ZM61 247V248H60ZM64 247V245H63ZM66 247V246H65ZM144 247V245H143ZM209 247V248H210ZM26 248V247H25ZM31 248V247H28V249ZM40 248V247H39ZM55 248V246H54ZM94 248V247H93ZM121 248V247H120ZM129 248V246H128ZM222 248V247H220ZM34 249V248H33ZM37 249V248H36ZM43 249H46V248H43ZM65 249V248H64ZM144 249V248H143ZM208 249V248H207ZM246 249H249V250H246ZM121 250V249H120ZM128 250V249H127ZM203 250V249H202ZM52 251V249H51ZM120 252V251H119ZM170 252V251H169ZM207 252V251H206ZM211 252V250H210ZM43 253V252H42ZM122 253V252H121ZM120 253V254H121ZM36 254V253H35ZM44 254V253H43ZM117 254V253H116ZM119 254V253H118ZM124 254V253H123ZM206 254V253H205ZM246 254H250L254 260L252 259H248ZM122 255V254H121ZM125 255V254H124ZM45 256V255H44ZM71 256V257H72ZM199 256H200V253H199ZM36 257V256H35ZM122 257V256H121ZM120 258V257H119ZM123 258V257H122ZM125 258V257H124ZM128 258V257H127ZM121 259V258H120ZM132 259V258H131ZM162 259V258H161ZM200 259H201V256H200ZM123 260V259H122ZM125 260V259H124ZM128 260V259H127ZM162 260V261H164ZM38 261V260H37ZM48 261V260H47ZM161 261V260H160ZM45 262V261H44ZM126 261L122 262L125 264ZM179 262V261H178ZM182 262V263H181ZM60 263V262H59ZM65 263V262H64ZM175 263V262H174ZM3 264V263H2ZM159 264V263H158ZM188 264V263H187ZM191 264V263H190Z\"/></svg>", "mask_w": 264, "mask_h": 264}]
</instances>
